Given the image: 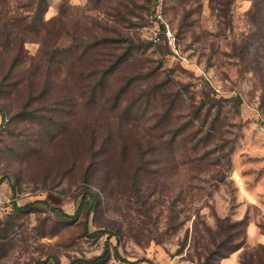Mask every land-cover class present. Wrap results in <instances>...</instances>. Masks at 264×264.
I'll return each mask as SVG.
<instances>
[{"label":"rangeland","instance_id":"rangeland-1","mask_svg":"<svg viewBox=\"0 0 264 264\" xmlns=\"http://www.w3.org/2000/svg\"><path fill=\"white\" fill-rule=\"evenodd\" d=\"M25 4L0 1V17H28ZM253 4L48 0L44 18L58 30L44 40L24 31L18 53L0 46V264L93 261L107 245L99 264H264V41ZM156 13L174 42H153ZM106 36L122 43L120 70L93 102L87 89L101 77L70 78L71 53H48L77 43L80 56ZM87 193L94 205L74 222L58 216L76 215Z\"/></svg>","mask_w":264,"mask_h":264},{"label":"trees","instance_id":"trees-1","mask_svg":"<svg viewBox=\"0 0 264 264\" xmlns=\"http://www.w3.org/2000/svg\"><path fill=\"white\" fill-rule=\"evenodd\" d=\"M0 1H7V0H0ZM16 1H18L19 4L26 2V4L23 5L24 8L23 7L22 8L25 10V12L29 14L28 16L29 18L28 17L25 18V16L21 14L18 17L15 16L14 18L11 17L10 19H8L6 18V16H3L1 14V17H0V46L5 48L7 51L10 48L15 47L18 53L19 51L23 50L25 43L28 42V41H25V38H23L24 31L32 34L33 36H36V35L42 36L41 38L44 40L45 37H48V34L50 33V29L57 27V30H58L59 25L58 23L56 24L55 22L56 20L46 21L44 18L45 14L47 13L49 9L48 0H16ZM219 6L222 7L223 4L219 2ZM227 9H228L227 7H223V9H219L220 17L224 18L225 20H227L228 18ZM249 18L251 22L253 23L254 27L256 28V31L258 33L257 35L262 39V41H264V0H254V4L251 7V11L249 12ZM160 27L163 31L164 26L161 25ZM124 42L128 44L126 56H128V60H129V58L133 56V52L137 50L136 45L134 43V40L130 38L126 39ZM121 44L122 43L120 41L106 36L102 38L100 41H98L97 43H94V45L93 44L81 45V46H86L88 49V52L85 51L80 56H74L73 54H75L78 51V48L80 45L77 43H72L69 49L56 48L54 50L53 49L50 50L48 53L50 55L49 62H53L56 55L67 54L69 52L71 53V56L75 58L74 61L70 64L71 66L70 69L72 70L70 72L71 74L70 78H75L76 72L80 78H84V79L86 78L91 79L93 77L96 78L97 76H100L101 77L100 81H98V83H93L90 86V88L87 89V92L93 97V102H96L98 99H100L99 95L105 93L104 90L106 86H108L112 76L119 69L118 63L121 61V58L115 55V51L119 50L117 49L119 48L117 46H121ZM262 46L264 47V44H262ZM92 48L94 51L92 50ZM115 58L116 60H114ZM261 58L264 59L263 56ZM82 63H85L86 66L88 65L89 68L90 67L95 68L94 64H96V69L98 72H94L88 68L81 70L80 64ZM260 70H261L260 67H257V70L255 69V72L258 74ZM259 74H262V72ZM259 74L258 76L262 78V75H259ZM50 76H52V73L50 74ZM71 81L72 79L69 80V82ZM76 92L77 91L73 92L72 88H70V93L69 95L68 94L67 95L70 97L73 94H76ZM124 92L125 90L123 89L122 91L118 93L117 98H116L117 101L121 99V96L122 94H124ZM262 103L264 106V97L262 99ZM0 113L2 114V117L4 118L3 110L1 108H0ZM104 143L105 144L110 143V139L105 140ZM110 153H111V147H108L103 160L105 161L108 160L110 158ZM94 199L95 197L93 196L92 193H87V195H84L81 206H80V210L78 211L76 215L71 216L63 212H60L58 216L63 218L67 222H74L78 218V214H80V212L83 210L86 203L89 202V204L92 203V206L94 205ZM33 205L34 203L27 205L23 208H19V209L27 211L30 208H32ZM93 208L94 207H91L88 214L93 212ZM242 247H243V244H239L237 246L232 247L230 254H233L239 251ZM110 256H111V251L107 245L103 255L94 259L93 261H75L72 264H78V263L80 264H99L105 261L106 259H109Z\"/></svg>","mask_w":264,"mask_h":264},{"label":"built area","instance_id":"built-area-1","mask_svg":"<svg viewBox=\"0 0 264 264\" xmlns=\"http://www.w3.org/2000/svg\"><path fill=\"white\" fill-rule=\"evenodd\" d=\"M154 17H155V21H156L157 24H160V25L164 26V30L161 33H159V35H156L153 38V42L159 43L160 39H161V37H160L161 35L168 42H170V43L174 42L176 40L175 36L171 33L169 27L165 23H163L164 20H163V16L161 15V13H156Z\"/></svg>","mask_w":264,"mask_h":264}]
</instances>
